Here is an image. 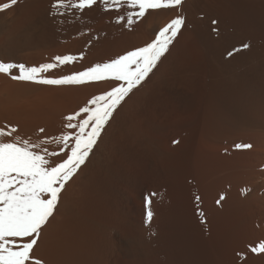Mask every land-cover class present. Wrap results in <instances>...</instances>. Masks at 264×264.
Returning <instances> with one entry per match:
<instances>
[{
  "label": "bare ground",
  "instance_id": "6f19581e",
  "mask_svg": "<svg viewBox=\"0 0 264 264\" xmlns=\"http://www.w3.org/2000/svg\"><path fill=\"white\" fill-rule=\"evenodd\" d=\"M54 2L18 0L0 12V60L76 56L43 74L57 78L145 46L178 13L185 23L66 184L35 255L44 264H264L251 251L264 242V0H184L132 25L116 21L126 7L104 11L98 0L58 16ZM117 83L0 74V128L57 136L67 115Z\"/></svg>",
  "mask_w": 264,
  "mask_h": 264
},
{
  "label": "snow or ice",
  "instance_id": "6c2138e0",
  "mask_svg": "<svg viewBox=\"0 0 264 264\" xmlns=\"http://www.w3.org/2000/svg\"><path fill=\"white\" fill-rule=\"evenodd\" d=\"M17 2L18 0H10L9 3L0 5V12ZM97 2L98 0H55L52 8L55 15L65 16L68 13H83ZM99 2L104 11H119L126 7V13L116 17V21L119 23L126 20L128 25H132L145 17L149 10L178 9L184 0ZM184 23V16L178 13L145 46L57 78L43 74L75 61L76 56L58 55L53 62L38 66L0 60V74L17 81L43 85H84L109 80L119 82L109 90L92 96L86 105L67 115L65 131L57 136H45L33 141L31 138L13 136L17 132L15 127L7 132L0 128V264H44L35 255L34 249L43 229L57 210L61 192L92 153L114 112L156 68ZM80 58H83L82 53ZM14 70L18 74H13ZM39 131L43 133L45 130L41 128ZM5 136L12 138L4 140ZM49 145L55 147L50 148ZM235 147L248 148L251 145L237 144ZM146 202L151 203L150 200ZM152 216V211L148 210L146 222H150ZM251 251L264 253V242L252 247ZM238 255L244 257L243 253Z\"/></svg>",
  "mask_w": 264,
  "mask_h": 264
}]
</instances>
